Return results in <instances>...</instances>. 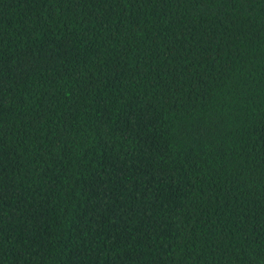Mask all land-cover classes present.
<instances>
[{
	"label": "trees",
	"instance_id": "16d2710c",
	"mask_svg": "<svg viewBox=\"0 0 264 264\" xmlns=\"http://www.w3.org/2000/svg\"><path fill=\"white\" fill-rule=\"evenodd\" d=\"M0 264H264V0H0Z\"/></svg>",
	"mask_w": 264,
	"mask_h": 264
}]
</instances>
